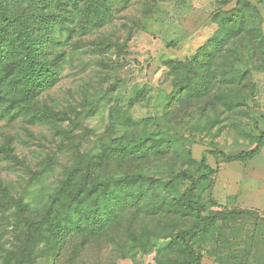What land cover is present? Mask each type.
I'll use <instances>...</instances> for the list:
<instances>
[{
  "label": "rangeland",
  "instance_id": "374dc122",
  "mask_svg": "<svg viewBox=\"0 0 264 264\" xmlns=\"http://www.w3.org/2000/svg\"><path fill=\"white\" fill-rule=\"evenodd\" d=\"M144 1L135 0L111 26L81 39V49L46 98L55 112L52 122L0 123V147L7 143L12 156L0 153L1 193L5 188L16 194L53 154L60 160L46 182L54 186L69 163V141L88 156L140 144L144 150L156 147V153L149 151L138 162L142 166L127 169L147 180L146 191L160 207L169 205L200 174L204 152L234 156L255 146V122L264 131V0L259 5L262 20L251 10L247 34L230 41L208 68L190 73L193 88L182 98L170 90L172 77H167L164 63L192 59L217 31L213 16L229 14L237 0H156L154 9L146 12ZM101 40L112 45L100 50ZM159 148L165 152L161 158ZM207 163L216 173L200 187V201L221 218L194 241L201 264H264V148L248 162L225 163L207 156ZM172 220L160 218L159 229L147 223L141 234L155 247L136 254V264H160L158 251L170 238L154 239V234L170 236L188 224ZM130 230L139 233L121 227L112 231L118 264H134L130 257L120 260L130 256ZM7 232L3 221V248L12 238ZM102 246L96 257L88 254L87 264L107 259L110 251ZM1 253L0 264H11L3 259L4 249ZM51 262L50 249L36 245L23 263Z\"/></svg>",
  "mask_w": 264,
  "mask_h": 264
},
{
  "label": "trees",
  "instance_id": "16d2710c",
  "mask_svg": "<svg viewBox=\"0 0 264 264\" xmlns=\"http://www.w3.org/2000/svg\"><path fill=\"white\" fill-rule=\"evenodd\" d=\"M134 1L0 0V123L11 126L18 121L30 125L52 122L55 112L46 98L65 65L81 49V39L111 26ZM155 5L156 0H145L142 9L151 11ZM259 5L262 6L261 0H237L229 14L214 15L212 22L218 24L217 31L196 50L192 59L164 63L169 69L167 77H172L170 90H177L182 98L188 88H193L190 73L197 75L208 68V63L230 41L247 34L251 10L262 20ZM254 37L257 40L260 36ZM111 45L110 41L101 40L97 47L105 50ZM260 70L264 72V60ZM179 72L182 74L176 76ZM259 124V121L254 124L258 135L253 148L234 156L219 151L204 152L199 163L200 174L169 205L163 203L160 207L146 191L147 180L135 170L127 169L142 166L138 162L149 151L155 152L156 147L144 150L137 144L88 156L80 152V146L73 148L69 141V163L62 167V176L54 186L46 181L53 176L60 160L55 154L47 157L16 194L5 188L0 192V216L12 237L3 248L2 221L0 259L4 249L6 262L24 264L31 247L45 245L52 253L51 264H87L88 254L96 257L104 245L110 252L104 262L97 264H118L113 256L111 234L121 227L139 231L130 230L133 232L127 240L130 256L120 257V260L130 257L136 264V254L148 253L155 247L151 238L141 234L143 228L148 223L159 229L160 218H170L186 220L188 224L170 236L154 234V239L170 238L168 245L158 251L160 264H201L202 256L194 241L207 235L221 218L219 213L205 210L200 201V187L216 173L207 163V156L225 163L253 160L264 148V131ZM6 144L0 147V153L12 159ZM164 155L159 148V158Z\"/></svg>",
  "mask_w": 264,
  "mask_h": 264
}]
</instances>
